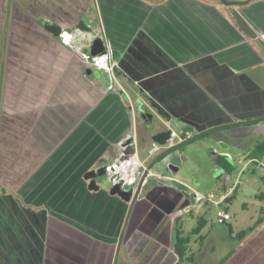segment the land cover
<instances>
[{
  "label": "crops",
  "instance_id": "obj_1",
  "mask_svg": "<svg viewBox=\"0 0 264 264\" xmlns=\"http://www.w3.org/2000/svg\"><path fill=\"white\" fill-rule=\"evenodd\" d=\"M133 1L109 6L117 13L141 4L140 21L128 16L106 30L111 78L43 25L69 33L88 25L95 3L102 14L99 0H0V264H211L202 252L214 249L205 229L215 205L193 194L179 167L162 165L196 142L212 144L214 170L223 157L232 165L224 173L235 174L213 191L232 189L219 208L233 232L225 225L215 264H264V155L249 157L264 143V0L232 14L214 0ZM167 129L174 145L204 137L153 164L168 148L159 145L148 164L151 136ZM121 143L145 168L153 164L129 203L108 193L107 180L89 191L83 178L114 162ZM244 174L258 184L240 200ZM177 231L188 241L182 260Z\"/></svg>",
  "mask_w": 264,
  "mask_h": 264
},
{
  "label": "rangeland",
  "instance_id": "obj_2",
  "mask_svg": "<svg viewBox=\"0 0 264 264\" xmlns=\"http://www.w3.org/2000/svg\"><path fill=\"white\" fill-rule=\"evenodd\" d=\"M98 1V0H97ZM156 1V0H153ZM216 4L220 7H228V10L231 11L230 14H232V9H237L238 6H226L223 4L220 0H214ZM95 13L94 11L90 12V17H88L87 23H89L87 26L91 28V31H82L79 29H71L70 34L72 35V41L70 44L72 47H74L77 50L85 51L90 49V46L95 38L98 37V35H101V32L104 31L103 24L100 27L98 24L99 22L103 20H107V12L102 11V14L99 12L100 8L95 3ZM103 6L101 7V9ZM97 13V14H96ZM153 16L151 17L153 21L156 20V13H152ZM237 15V14H236ZM65 26V25H64ZM102 30V31H101ZM80 53V52H79ZM123 80V78L121 79ZM126 87V84H124ZM44 95V93L42 94ZM55 95V94H54ZM56 96V95H55ZM54 96V97H55ZM58 97V96H57ZM155 124L159 127H163V124L159 122L158 118L155 117ZM145 139L146 137L144 135L139 136V153L141 157H145L147 154V148H149V145H147L145 142L142 141V139ZM211 143L206 142H196L193 146H187L183 152H176L170 157L166 158L162 165H166L167 168L169 166L173 167H179L180 171L178 173V177L185 180L187 182V185L190 186L193 189V194L199 196V198H204L208 193L215 191V185L219 182L229 181L233 182L235 179V174L232 175H226L223 170L217 169L214 170L215 164L213 161V157L211 156L212 152L214 151ZM154 156L149 158L148 164H150L154 160ZM11 176V175H10ZM104 177V178H103ZM102 179L106 180V177L103 176ZM257 178V177H256ZM251 174H244L243 176H240V181L242 184H244V192L240 193L238 199L243 200L246 199L247 193H249L250 189H252L254 179H256ZM6 180L8 182H12V177H7ZM102 180V181H103ZM247 181V182H246ZM105 182V181H104ZM103 182V183H104ZM106 183V182H105ZM123 188H128L127 186H123ZM237 203L233 206V210H235ZM232 213V210H230ZM239 214H241L238 211ZM216 208L215 206H211L206 214V219L208 221V226L205 229V233H208L207 236V243L213 244L214 249L211 251H208L205 253L204 249L202 252V255L208 257L209 262H213L215 264L222 256V253L224 250L222 249L223 245V238L227 236V228L224 224L218 223L216 218ZM244 215V214H243ZM245 224H242L241 227H244ZM246 227V225H245Z\"/></svg>",
  "mask_w": 264,
  "mask_h": 264
},
{
  "label": "built area",
  "instance_id": "obj_3",
  "mask_svg": "<svg viewBox=\"0 0 264 264\" xmlns=\"http://www.w3.org/2000/svg\"><path fill=\"white\" fill-rule=\"evenodd\" d=\"M58 39L66 46H70V41L72 39V35L67 30H62L59 34ZM104 43V39H103ZM105 52L103 54L96 55L92 57L89 55L87 50L81 51V56L84 61L96 68L105 70L107 73L110 74L112 78L113 73V64L110 63L111 60V52L106 43H104ZM174 134L171 133L170 139L166 141L165 146H172L173 144V136ZM160 147L158 144L154 143L152 147L148 150V155L153 156L159 151ZM220 155L230 157L226 153H221ZM146 168L143 166L142 162L139 161L135 156L131 155L127 151V144L123 145L120 144V153L119 156L114 162L104 167V176L108 181L109 185L115 186L120 185L122 188L123 186H127L128 188L123 189H132L135 190L144 175ZM232 190V189H231ZM231 190L223 191V192H211L207 194L203 200L210 202L211 204L215 205L216 208V220L218 223H224L230 220V215L224 209L219 208V206L229 197V193ZM264 199V195H263Z\"/></svg>",
  "mask_w": 264,
  "mask_h": 264
},
{
  "label": "water",
  "instance_id": "obj_4",
  "mask_svg": "<svg viewBox=\"0 0 264 264\" xmlns=\"http://www.w3.org/2000/svg\"><path fill=\"white\" fill-rule=\"evenodd\" d=\"M223 4L225 5H244L247 4L250 0H244V1H236V0H220ZM44 29L49 32L52 36L55 38L59 37V34L62 32V28L59 27L58 25L50 22H44ZM76 29L82 30V31H91V28L87 26V24L83 21H79L78 24L75 26ZM105 52V46L103 43V39L101 37H97L93 40L90 49H89V55L92 57L103 54ZM86 72L91 73L90 69H87ZM192 131V128H186V130ZM172 130L167 129L164 131H161L157 134H154L151 136V140L153 143H156L160 146H165L166 141L170 139L171 137ZM195 137V136H194ZM193 138V137H192ZM129 140L128 142H130ZM176 145H172L167 148V150L164 153H167L171 148H173ZM163 153V154H164ZM157 159L154 160L153 164L156 162ZM152 164V165H153ZM149 166V168H146L143 177L141 178L136 190H125L123 189L120 185H115L112 186L109 190L108 193L111 195H116L120 199H122L125 202H132L137 199L139 195V191L141 189L142 183L144 181L145 176L148 174L149 169L152 167ZM104 176V168H100L97 171H89L84 175V180L88 182L87 188L89 191H97L99 189V185L96 184V178H102Z\"/></svg>",
  "mask_w": 264,
  "mask_h": 264
},
{
  "label": "trees",
  "instance_id": "obj_5",
  "mask_svg": "<svg viewBox=\"0 0 264 264\" xmlns=\"http://www.w3.org/2000/svg\"><path fill=\"white\" fill-rule=\"evenodd\" d=\"M122 8H120V11L119 12H117V15L118 16H120L121 14H122ZM140 15V14H139ZM129 16V14L127 15V16H123L119 21L120 22H124L125 20H127V17ZM108 17H109V14L107 13V20H108ZM106 20V21H107ZM127 21H130V19L128 18V20ZM123 26H124V24H122ZM156 107V106H155ZM157 108V107H156ZM158 109V108H157ZM159 113L162 115V116H164V117H166L165 116V114H163L160 110H159ZM204 136L202 135V134H199V135H197V136H195V137H193V138H190V139H187V140H184L183 142H181L180 144H178V145H176V146H174L173 148H171L168 152H170V151H172V150H174L175 148H179V147H182V146H184V145H186V144H189V143H192V142H194V141H197V140H199V139H201V138H203ZM167 152V153H168ZM167 153H164V154H161V155H159V156H157V161H160L162 158H164L166 155H167ZM264 155V143H261V144H258L256 147H255V149L253 150V152L249 155V157L250 158H256V159H259V158H261L262 156ZM217 162V165H218V167L221 169V170H223L225 173H231V171H232V165L229 163V162H227L226 160H225V158H223V157H218V159L216 160ZM227 201H229V199H227L226 201H225V203H227ZM224 203V204H225ZM227 213H229L227 210V208H225L224 209ZM230 215V214H229ZM230 218H231V216H230ZM204 223V224H203ZM205 220H200L199 222H198V224H197V226L193 229V231H192V234H195V235H197V234H199L200 233V231L202 230V228L204 227V225H205ZM224 225H226L227 226V228L229 229V232H230V234H232V227H231V224H229V223H227V221L226 222H224L223 223ZM245 234V232L244 231H241L240 233H238L237 234V236L238 237H241L242 235H244ZM188 241H187V239H185V238H183L181 235H180V232L178 233V231H177V242H176V244H175V252H176V254L178 255V257H179V260H182V258H183V256H184V253H185V249H184V247H185V244L187 243Z\"/></svg>",
  "mask_w": 264,
  "mask_h": 264
},
{
  "label": "flooded vegetation",
  "instance_id": "obj_6",
  "mask_svg": "<svg viewBox=\"0 0 264 264\" xmlns=\"http://www.w3.org/2000/svg\"><path fill=\"white\" fill-rule=\"evenodd\" d=\"M100 1V4H101V7L103 6L102 8V11L104 13V11H106L108 14L110 13L109 17H108V20H103L102 23H103V29L104 31L101 32V36L102 39H104V43L107 44V46H109V39L107 38V31H108V26H114V27H117V26H120L122 25V23L119 21L124 15L127 16L129 14V17H130V20L132 21L134 19V16L136 17V21H140V15H139V12H140V6L141 4L138 5V8L136 7V9L134 11H129L127 8H122V14L120 16L117 15V13L115 12H110L109 10V6H113L114 5V0H99ZM136 1H133V0H128V3L129 4H136L135 3ZM138 4V3H137ZM134 13V14H133ZM130 21V22H131ZM75 27V26H74ZM76 29V28H75ZM107 30V31H106ZM94 171V170H93ZM97 171V170H96ZM146 177V176H145ZM145 179V178H144ZM127 190V189H126ZM129 190V189H128ZM136 190V189H135Z\"/></svg>",
  "mask_w": 264,
  "mask_h": 264
}]
</instances>
